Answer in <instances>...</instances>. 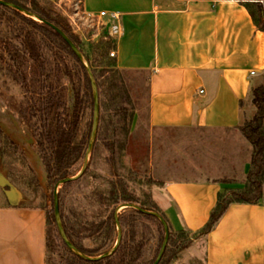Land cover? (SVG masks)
I'll return each instance as SVG.
<instances>
[{
  "label": "crops",
  "instance_id": "crops-1",
  "mask_svg": "<svg viewBox=\"0 0 264 264\" xmlns=\"http://www.w3.org/2000/svg\"><path fill=\"white\" fill-rule=\"evenodd\" d=\"M258 3L264 13V0H83L86 16L117 33V67L147 75L152 127L220 134L213 163L201 161L206 175L188 176L197 170L177 162L155 187L176 231L201 229L220 191L245 187L253 146L239 125L256 107L241 101L264 73V31L251 14ZM46 230L44 209L0 207V264H46ZM203 241L191 254L207 264H264V198L232 203Z\"/></svg>",
  "mask_w": 264,
  "mask_h": 264
},
{
  "label": "rangeland",
  "instance_id": "rangeland-1",
  "mask_svg": "<svg viewBox=\"0 0 264 264\" xmlns=\"http://www.w3.org/2000/svg\"><path fill=\"white\" fill-rule=\"evenodd\" d=\"M51 1L56 9L66 17L69 31L79 42L80 47H83L95 59L97 71L102 70L100 65L103 66L107 63L106 50L102 42L114 41L112 37L115 36L110 34L106 24L98 18L89 17L88 19V16L83 12L82 0ZM45 37L40 32H32L30 25L15 14L0 11V126L6 132L7 137L25 151L41 186L49 193L45 165L35 138L23 121L19 108L24 103L30 102L34 96L41 94L45 90V83L50 80L67 85L65 93L69 104L72 105L76 83L73 84L67 76L70 75L69 73H77V62L68 51L57 47L55 42L49 40V37ZM31 41L42 44L40 50L48 61L46 69L36 59V56L41 53L37 51L34 57L33 51L28 48L27 43ZM86 59L84 60L86 65H90ZM61 62L68 64L69 67L62 69L57 64ZM107 69L110 72V68ZM123 77L137 107L131 134L126 144L122 147L121 140L117 139L113 146L110 139L105 141L102 139L97 142L95 139L89 154V173L58 187L63 224L65 223L66 227L71 230L76 244L84 248H95L99 243L93 238H86L84 234H79L78 221L79 219L86 221L97 218L100 208L98 203L100 190H104L106 194L107 190L116 188L121 196L124 188L127 190L126 195L137 200L139 204L151 205L156 201L155 187L162 184L161 177L166 175L164 172L168 171L171 166L176 167L177 162L185 163L183 167H193L197 170L189 173L188 176L201 178L206 175L207 172L201 174L198 170L202 167L206 171L205 165L213 163L215 140L216 137L220 138L219 133L210 130H175L152 127L148 111L147 75L133 71L126 72ZM61 89H55V93L60 92ZM81 123V128H83L86 125V119L84 118ZM222 145L228 149L227 143ZM219 149L222 147L219 146ZM201 161L202 163L205 161V165H201ZM20 167L17 163L14 164V170L18 171ZM80 173L81 170L75 176ZM0 175H3L15 187L17 193V201L12 204L9 199L10 186L0 184V207L38 208L36 206L42 204L41 197L33 193L35 186L25 183L21 173H17L16 176L11 175L9 167L2 166ZM128 203L130 202L122 203L117 208L116 213L119 219L121 216L126 218L136 214L135 207L126 206ZM135 219L136 240L145 243L141 259V264H143L157 258L165 240V228L158 217L154 218L149 214L141 215L138 219L135 217ZM119 221L121 224V220ZM121 229L123 238L132 231L130 226L125 227L122 224ZM52 230L48 227L46 230V264H63L67 251L62 246L65 241L59 231L60 240L54 237L55 233ZM76 244L78 251L66 245L76 254L85 253ZM168 246L169 243L163 253L162 260L169 256Z\"/></svg>",
  "mask_w": 264,
  "mask_h": 264
},
{
  "label": "trees",
  "instance_id": "trees-1",
  "mask_svg": "<svg viewBox=\"0 0 264 264\" xmlns=\"http://www.w3.org/2000/svg\"><path fill=\"white\" fill-rule=\"evenodd\" d=\"M14 2L25 7L30 12L47 19L61 28H63L74 42L80 47L79 42L72 36L66 17L59 12L51 0H6ZM248 6L250 7L249 3ZM0 11L11 12L21 18L23 22L31 27L32 32H40L42 36L49 37L54 44L68 51L77 62V73H69L67 77L76 87L74 88V102L69 104L66 97V86L63 83H56L52 80L47 81L45 90L38 96H34L30 102L24 103L19 108V113L35 138L36 145L48 175V190L46 192L40 184L38 176L34 173L29 163V158L13 140L7 137L6 132L0 126V169L2 166L9 167L11 175L16 176L21 173L25 183L29 186L31 183L33 193L39 195L43 200L42 204L36 206L42 208L47 214V227L52 228L54 237L58 240V226L55 216L54 191L56 184L64 178L74 177L80 170H83L85 157L91 139L94 115V91L89 78L87 65L78 57L71 47L62 39V37L49 25L35 17L29 16L20 10L0 4ZM251 14L255 18L257 25L264 31V13L263 6L255 4ZM45 37V38H46ZM104 45L105 58L107 63L101 66L103 69L97 71L94 58L83 47H80L85 57L90 63L98 82L100 92V120L96 135V142L100 140H111L117 142L121 140L123 147L130 134L137 113V107L132 94L127 88L123 75L132 70H124L117 67L116 56L111 53L116 47L115 40L102 42ZM33 56L37 51L41 54L36 59L41 62L46 69L48 61L43 57L40 50L41 43L31 41L27 43ZM103 62V61H101ZM62 69L68 68V64L57 63ZM107 65V66H106ZM107 68H110V72ZM58 87V88H57ZM60 92L55 93V89ZM253 105L256 107V113L251 118H244L239 125L244 136L253 146L251 169L245 180L244 188H226L219 192L218 201L211 211L210 219L207 224L197 231L184 229L176 231L169 223V219L160 205L154 201L153 204L138 203L137 200L127 196V190L123 188L122 197L116 188L98 192L99 211L97 218L93 220L78 221L79 234H84L86 238H93L99 243L95 248H84L76 244L71 230L66 227L69 238L89 257H98L105 252L113 249L118 241V222L116 219V210L120 204L127 202L138 203L141 207L160 213L169 223V256L161 260L159 264H207L206 257L195 256L191 254V248L203 245V240L216 227L227 209L232 203H258L264 198V73L261 81L254 83L250 90L249 98L241 101V107ZM86 119V125L81 128L82 120ZM81 128V129H80ZM21 167L14 170V164ZM13 166V167H12ZM89 167V166H88ZM89 169L83 175L88 174ZM82 175V176H83ZM125 192V193H124ZM13 204V203H12ZM135 213L131 217H120L123 226H130L132 231L125 235L119 248L111 255L98 260L85 258L74 253L64 243L62 246L66 251L63 264H141L144 252V241H137V233L134 230L135 217L138 219L141 215L149 213L142 212L135 208ZM152 217L157 218V216ZM120 216V214H119ZM64 220V219H63ZM163 228V226H161ZM75 228V227H74ZM163 239V238H162ZM136 240V241H135ZM156 258L146 261L143 264H153Z\"/></svg>",
  "mask_w": 264,
  "mask_h": 264
},
{
  "label": "water",
  "instance_id": "water-1",
  "mask_svg": "<svg viewBox=\"0 0 264 264\" xmlns=\"http://www.w3.org/2000/svg\"><path fill=\"white\" fill-rule=\"evenodd\" d=\"M0 4H3V5L8 6V7L15 8L17 10L22 11L23 13L28 14L29 16L36 17L39 20L43 21L44 23H46L47 25L52 27L62 37V39L71 47V49L75 52V54L78 57H80L82 60L86 59L84 54H83V52L79 48V46L74 42V40L69 36V34L63 28L58 26L57 24H55V23H53V22H51V21H49L47 19H44V18L40 17L39 15L34 14L33 12H30L25 7H23L21 5H18L16 3H14V2L6 1V0H0ZM87 69H88L91 85H92V88H93V91H94L95 105H94L93 127H92L91 139H90L88 151H87V154H86V157H85L84 167H83V170L81 171V173L78 176L61 179L57 183L56 189L54 191L55 216H56L58 230L60 232L61 237L65 241V243L71 249H73L75 251H78V249L75 246V244L71 241V239L69 238V236H68V234H67V232L65 230L63 221H62V214H61V208H60V196H59L58 187L61 184H64L66 182H69V181H72V180L80 178L84 174V172L87 170V168L89 166V154H90V151L93 148V144H94V141L96 139V135H97L98 128H99V120H100V92H99L98 82H97V79L95 77V74H94V71H93L91 65H87ZM0 184L1 185L3 184V185H9L10 186L9 199H10L11 203H13V204L16 203V201H17L16 194L17 193H16L15 187L3 175H0ZM126 206L127 207H135V208L141 210L142 212L156 215L162 221V223L164 225V228H165V240H164V243L162 245L160 253L158 254L157 258L155 259V261L153 263V264H159L161 262V260H162L163 253L165 252V250L167 248V245L169 243V239H170L169 223L158 212L147 210V209L141 207L138 204L128 203V204H126ZM116 219H117V222H118V225H119L118 241H117V244L115 245V247L111 251L105 252L104 254H102V255H100L98 257H89L83 252L82 253L80 252L79 254L81 256L85 257V258L92 259V260H98V259L105 258V257L113 254L119 248V246H120V244L122 242V239H123V231L121 229V224H120V221H119L120 219H119L117 213H116Z\"/></svg>",
  "mask_w": 264,
  "mask_h": 264
},
{
  "label": "built area",
  "instance_id": "built-area-1",
  "mask_svg": "<svg viewBox=\"0 0 264 264\" xmlns=\"http://www.w3.org/2000/svg\"><path fill=\"white\" fill-rule=\"evenodd\" d=\"M82 3H83V0H82ZM107 15V13L106 12H102L101 13V16H106ZM111 18H113V19H115V20H118L119 18H120V15L119 14H117V13H112L111 14ZM88 19H89V17H88ZM113 36L114 35H117V33H113L112 34ZM112 56H115V52L113 51L112 53ZM254 73V72H253Z\"/></svg>",
  "mask_w": 264,
  "mask_h": 264
}]
</instances>
